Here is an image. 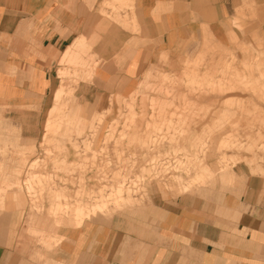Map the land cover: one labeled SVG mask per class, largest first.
Instances as JSON below:
<instances>
[{"label": "rangeland", "instance_id": "374dc122", "mask_svg": "<svg viewBox=\"0 0 264 264\" xmlns=\"http://www.w3.org/2000/svg\"><path fill=\"white\" fill-rule=\"evenodd\" d=\"M232 1L221 43L204 26L199 36L163 44L160 65L143 62L127 87L107 84L120 55L107 53L108 42L122 39L116 33L97 45L87 36L73 55L54 65L51 58L44 95L30 90L12 102L0 93V216L22 200L39 217L46 210L50 225L36 223L28 235L52 251L61 230L124 216L151 221L187 195L218 201L247 177L262 181L264 196V0ZM98 8L137 30L133 0Z\"/></svg>", "mask_w": 264, "mask_h": 264}, {"label": "crops", "instance_id": "0c3cea01", "mask_svg": "<svg viewBox=\"0 0 264 264\" xmlns=\"http://www.w3.org/2000/svg\"><path fill=\"white\" fill-rule=\"evenodd\" d=\"M133 1L128 14L136 21L135 32L101 13L103 0H0V93L9 94L12 102L25 99L30 90L44 95L53 83L51 58L54 65L85 46L87 36L97 45L98 37L116 33L122 39L108 42L107 53L120 55L109 65L107 84L127 87L139 77L143 62L160 65L156 57L163 44L171 47L199 36L204 26L220 38L233 5L232 0ZM136 37L144 38L139 46L130 40ZM261 183L247 177L243 185L224 190L218 201L187 195L151 221L131 224L124 216L57 231L65 236L52 251L28 235L29 229H39L36 223L43 225L41 230L50 225L46 210L39 217L40 210L22 200L18 210L0 216V264H264ZM4 205L12 207L10 201Z\"/></svg>", "mask_w": 264, "mask_h": 264}, {"label": "bare ground", "instance_id": "6f19581e", "mask_svg": "<svg viewBox=\"0 0 264 264\" xmlns=\"http://www.w3.org/2000/svg\"><path fill=\"white\" fill-rule=\"evenodd\" d=\"M218 101V100H217ZM100 208V207H99Z\"/></svg>", "mask_w": 264, "mask_h": 264}]
</instances>
